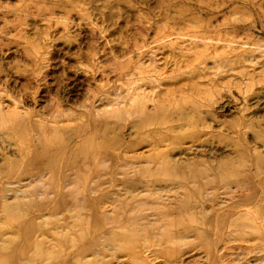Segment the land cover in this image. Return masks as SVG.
I'll use <instances>...</instances> for the list:
<instances>
[{
	"label": "rangeland",
	"instance_id": "374dc122",
	"mask_svg": "<svg viewBox=\"0 0 264 264\" xmlns=\"http://www.w3.org/2000/svg\"><path fill=\"white\" fill-rule=\"evenodd\" d=\"M0 172L9 264H264V0H0Z\"/></svg>",
	"mask_w": 264,
	"mask_h": 264
},
{
	"label": "bare ground",
	"instance_id": "6f19581e",
	"mask_svg": "<svg viewBox=\"0 0 264 264\" xmlns=\"http://www.w3.org/2000/svg\"><path fill=\"white\" fill-rule=\"evenodd\" d=\"M51 160H55V157H50ZM52 163V162H51ZM12 171L8 173V175H11ZM80 175V171H79ZM0 176H4L2 172H0ZM16 177L19 176V174L15 175ZM6 179V178H5ZM19 204V203H18ZM16 204V206L18 205ZM14 204L7 203L5 207H1L3 211L6 213L12 215L15 213V207ZM10 261L12 262V259H10L6 254H2V250L0 248V264H9ZM16 264H19V260L16 261Z\"/></svg>",
	"mask_w": 264,
	"mask_h": 264
}]
</instances>
